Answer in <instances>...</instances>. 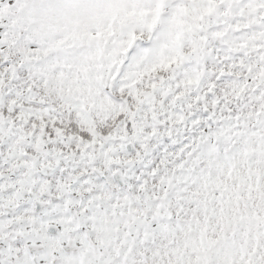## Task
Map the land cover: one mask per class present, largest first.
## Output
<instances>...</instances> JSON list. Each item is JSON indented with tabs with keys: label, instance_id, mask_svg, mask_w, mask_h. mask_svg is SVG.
<instances>
[{
	"label": "snow or ice",
	"instance_id": "obj_1",
	"mask_svg": "<svg viewBox=\"0 0 264 264\" xmlns=\"http://www.w3.org/2000/svg\"><path fill=\"white\" fill-rule=\"evenodd\" d=\"M0 264H264V0H0Z\"/></svg>",
	"mask_w": 264,
	"mask_h": 264
}]
</instances>
